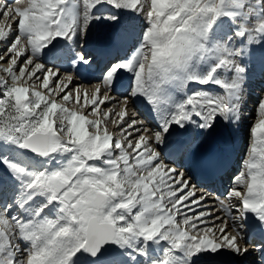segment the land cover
<instances>
[{"label":"snow or ice","instance_id":"obj_1","mask_svg":"<svg viewBox=\"0 0 264 264\" xmlns=\"http://www.w3.org/2000/svg\"><path fill=\"white\" fill-rule=\"evenodd\" d=\"M124 14L132 44L100 68L89 28ZM257 80L264 0H0V264H264V97L218 209L166 159L200 162Z\"/></svg>","mask_w":264,"mask_h":264},{"label":"bare ground","instance_id":"obj_2","mask_svg":"<svg viewBox=\"0 0 264 264\" xmlns=\"http://www.w3.org/2000/svg\"><path fill=\"white\" fill-rule=\"evenodd\" d=\"M12 0L9 1L11 3ZM108 7L104 6L101 11H108ZM128 20L129 17L127 14L122 15V21L120 26L118 27H110L107 22L105 21H100V22H94L92 26L89 28V34L90 36H106L109 41L117 42L115 43V47H113L109 52H106L107 54H111L110 56H115L117 51H119V54L123 56L125 52L127 51L128 47L131 46L132 40L129 39L127 42H124L120 40V37L125 34L127 28H128ZM136 32H139V23L137 22L136 26ZM88 50V49H86ZM99 50V49H98ZM105 55V53L103 54ZM106 62V61H105ZM96 74V75H94ZM99 76V71L96 73V70L92 72H87V73H82L80 79H75L73 81V84L70 85L69 87H73L76 84H81L87 87L89 82L95 83ZM130 79L127 75H125L123 79V87L120 88V93L123 94L127 88V86L130 83ZM257 82V87L254 89H251V91H248L245 100L242 104L241 107V120L238 125H225L222 123H219L216 128V132L214 133L213 136L211 137H204L201 136L198 138V144H199V154L203 152L204 149V144L206 141H211L214 142L217 146L222 145V149L225 152H228L230 149L236 153V168L231 169L229 171V176L224 180L221 188L218 190L216 189H211V188H199L198 190H202L203 193L206 195V200L204 201L206 205V209H218L219 206V199H223L226 193L227 188L229 187V177L234 175L240 167V161L243 157L244 151L247 146V136H248V128L250 124L253 122L254 118L256 117L257 113V106L259 100L264 97V93L261 92V88L264 87V82H260L259 80ZM255 81L252 82L251 86H254ZM262 85V86H260ZM250 86V87H251ZM201 86L196 85V84H190L188 91L192 92L200 88ZM205 87H211V86H205ZM215 90V89H213ZM89 93L93 91V89L89 88L88 89ZM182 94H178V97ZM68 107L72 108L75 107L73 104H68ZM134 109L135 112L137 113L136 118L144 120L147 125L150 127H155L157 123V117L156 114L150 110L149 106H147L142 100L137 99L133 105H130V112L131 110ZM92 118V117H90ZM110 131H116L115 126H110L109 128ZM197 129L195 127H191L189 130V135L193 137V139H196V133ZM217 133H221L227 137V141L224 143H221L215 138V135ZM117 138H118V133H117ZM202 156V155H201ZM186 157L182 156L178 161H171L169 160L168 162L172 164L174 167L180 168L183 166V168L186 170L187 167L186 165ZM235 166V165H234ZM189 175L191 173H188ZM192 183L198 187V183L192 180ZM225 189V190H224ZM202 195L197 193V196ZM214 215H219L221 217L224 216V213L222 211H214Z\"/></svg>","mask_w":264,"mask_h":264}]
</instances>
